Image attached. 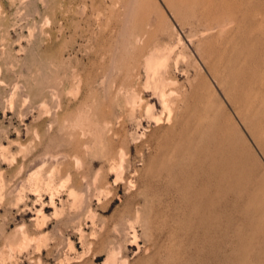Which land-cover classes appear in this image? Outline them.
<instances>
[{
  "label": "rangeland",
  "instance_id": "obj_1",
  "mask_svg": "<svg viewBox=\"0 0 264 264\" xmlns=\"http://www.w3.org/2000/svg\"><path fill=\"white\" fill-rule=\"evenodd\" d=\"M263 74L264 0H0V264H264Z\"/></svg>",
  "mask_w": 264,
  "mask_h": 264
},
{
  "label": "bare ground",
  "instance_id": "obj_2",
  "mask_svg": "<svg viewBox=\"0 0 264 264\" xmlns=\"http://www.w3.org/2000/svg\"><path fill=\"white\" fill-rule=\"evenodd\" d=\"M154 51H155V50H154ZM155 55H156V54H155ZM157 58H158V57H157ZM155 59H156V58H155ZM164 59H165V58H164ZM152 62H153V61H152ZM159 62H160V61H159ZM162 62H163V61H162ZM165 62H166V61H165ZM163 63H164V62H163ZM165 65H166V64H165ZM263 75H264V74H263ZM164 77H165V76H164ZM165 82H166V81H165ZM263 87H264V86H263ZM263 87H262V88H263ZM165 91H166V90H165ZM263 92H264V90H263ZM170 93H171V92H170ZM163 95H164V94H163ZM163 95H162V96H163ZM132 96H133V95H132ZM262 100H264V99H262ZM262 100H261V101H262ZM163 101H164V100H163ZM262 102H263V101H262ZM164 103H165V102H164ZM171 103H173V102H171ZM258 103H259V102H258ZM263 104H264V103H263ZM190 106H191V105H190ZM262 108H263V107H262ZM168 109H169V108H168ZM145 110H146V109H145ZM170 111H171V110H170ZM170 111H169V112H170ZM199 111H200V110H199ZM200 112H201V111H200ZM262 112H263V110H262ZM263 114H264V113H263ZM251 116H252V115H251ZM252 117H254V116H252ZM100 118H101V117H100ZM194 118H196V117H194ZM194 118H193V119H194ZM169 119H170V118H169ZM198 119H200V118H198ZM72 120H73V119H72ZM186 120H187V119H186ZM253 120H254V119H253ZM70 121H71V120H70ZM208 122H209V121H208ZM247 122H248V121H247ZM263 122H264V121H263ZM100 123H101V122H100ZM156 123H158V122L156 121ZM196 123H198V122H196ZM209 123H210V122H209ZM193 124H194V123H193ZM199 124H200V123H199ZM199 124H198V126H199ZM251 124H252V123H251ZM254 124H255V123H254ZM257 124H258V123H257ZM195 125H196V124H195ZM210 125H211V124H210ZM263 125H264V123H263ZM263 125H262V126H263ZM107 126H108V125H107ZM184 126H185V125H184ZM208 126H209V125H208ZM260 126H261V125H260ZM191 127H192V126H191ZM197 128H198V127H197ZM197 128H196V129H197ZM262 128H263V127H262ZM181 129H182V127H181ZM189 131H190V130H189ZM189 131H188V132H189ZM197 131H198V130H197ZM248 131H249V130H248ZM186 132H187V131H186ZM193 132H194V131H193ZM203 132H204V131H202V133H203ZM263 132H264V131H263ZM196 133H197V132H196ZM188 134H189V133H188ZM199 134H200V132H199ZM199 134L197 133L198 137H199ZM253 134H254V133H253ZM258 134H259V132H258ZM192 135H193V133H192ZM192 135H191V136L189 135V136H190V137H194V136H195V135H193V136H192ZM255 135H256V134H255ZM175 136H176V135H175ZM201 136H202V135H201ZM174 138H175V137H174ZM184 138H185V137H184ZM199 138H200V137H199ZM191 139H192V138H191ZM197 139H198V138H197ZM186 140H187V139H186ZM194 140H195V139H194ZM199 141H200V140H199ZM182 142H183V141H182ZM188 142H190V141H188ZM192 142H194V141H192ZM192 142H191V143H192ZM175 143H177V142H175ZM170 144H171V143H170ZM184 145H185V143H184ZM188 145H189V144H188ZM172 146H173V144H172ZM259 146H260V144H259ZM173 147H175V144H174ZM166 148H167V147H166ZM175 148H176V147H175ZM261 148H262V147H261ZM169 149H171L170 146H169ZM173 151H174V149H173ZM175 152H176V151H175ZM188 152H189V151H188ZM171 153H173L172 150H171ZM162 155H163V154H162ZM173 155H174V154H173ZM175 155H176V154H175ZM174 157H175V156H174ZM115 158H116V157H114V160H113V161H116V160H117V159L115 160ZM178 158H179V157H178ZM189 161H190V160H189ZM183 166H184V165H183ZM165 168H166V167H165ZM96 183H97V182H96ZM260 184H261V183H260ZM70 189H71V188H70ZM261 189H262V187H261ZM38 193H39V192H38ZM69 195H72V193L70 192ZM262 197H263V196H262ZM52 199H53L52 196H50V199H49V200H50V201H49V204H50V205L48 206V208H50V206L55 207V206L53 205L54 202H52ZM248 204H249V203H248ZM47 205H48V204H47ZM246 205H247V204H246ZM246 205H245V206H246ZM45 208H47V206L43 203V204L41 205L40 210H39V211H36V213H37V214H36V218L32 219V221H34V222L37 223V221L39 220V219H38V218H39V215H43V217H44L43 209H45ZM52 209H53V208H52ZM246 209H247V208H246ZM34 214H35V213H34ZM36 223H35V224H36ZM37 224H38V223H37ZM33 225H34V224H33ZM38 225H39V224H38ZM44 225H45V224H43V226H42L40 229H42V228L44 227ZM36 226H37V225H36ZM236 226H237V225H236ZM37 228H38V227H37ZM237 229H238V228H237ZM232 230H233V229H232ZM23 231H24V230H23ZM27 232H28V231H27ZM22 235H24L22 238H24L25 241H28V239H30V237H29L27 234L24 233V234H22ZM32 239H33V238H31V240H32ZM35 239H36V238H35ZM19 241H20V240H19ZM37 250H38V249H37ZM3 254H4V253H3ZM4 258H5V257H4Z\"/></svg>",
  "mask_w": 264,
  "mask_h": 264
}]
</instances>
